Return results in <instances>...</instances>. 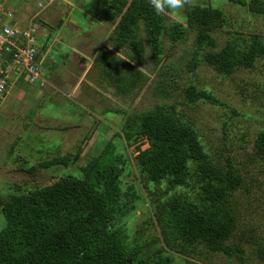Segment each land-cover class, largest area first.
Listing matches in <instances>:
<instances>
[{"label": "trees", "instance_id": "obj_1", "mask_svg": "<svg viewBox=\"0 0 264 264\" xmlns=\"http://www.w3.org/2000/svg\"><path fill=\"white\" fill-rule=\"evenodd\" d=\"M224 1L264 15V0ZM101 5L100 14L94 13V17L102 15L112 22L115 43L114 49L107 45L95 49L94 62L99 79L118 95L132 94L146 79L144 71L123 52L144 56L149 45L151 58L159 66L165 35L176 44L188 41L193 34L189 72L204 64L230 76L253 70L264 57V37L256 32L232 31L225 44L219 45L216 32L222 33L232 20L220 4L190 5L184 8L182 19L170 17L167 11L156 15L149 0H103ZM141 25L145 39L139 35ZM8 55L0 57L2 67L10 61ZM181 95L178 101L127 113L118 132L129 144L142 139L149 144L146 148L137 145L136 162L143 177L153 183V232L145 235L140 230L135 241L128 242L127 217L142 197L134 184H124L125 173L132 170L124 155L120 153L114 163L102 154L81 167L80 176H61L29 191L18 184L0 196L5 221L0 229V264H74L73 254L81 257L80 264H177L175 255L197 257L203 253L201 248L210 253L231 255L237 251L239 257L245 255L242 246L229 244L237 227L236 201L232 197L250 177L244 164H255V183H260L257 174L264 173V127L255 134L252 152L240 143L245 160L240 161L227 143L231 119L239 114L250 118L255 113L231 108L229 119L223 121L224 140L214 146L196 119L179 105L192 108L199 101L228 102L193 80L187 81ZM74 157L57 155L31 164L29 173L69 164ZM188 190L195 194L190 195ZM258 251L256 258L247 255L264 262V247H258Z\"/></svg>", "mask_w": 264, "mask_h": 264}, {"label": "rangeland", "instance_id": "obj_2", "mask_svg": "<svg viewBox=\"0 0 264 264\" xmlns=\"http://www.w3.org/2000/svg\"><path fill=\"white\" fill-rule=\"evenodd\" d=\"M38 1L40 0L7 2L20 14L37 15L38 18L40 16L39 19L36 17L33 20L35 24L31 25L36 27L40 40L47 38L49 43L53 40L51 49L43 61L41 58L44 48L39 50L40 72L43 77L50 80L52 75L60 73L59 55L63 44L59 40H54L52 33L55 31L50 28L49 23L41 19L48 20L47 17L52 14L54 18L56 17L52 24L57 26L59 20L65 19L73 7L88 10L89 15L94 16V13L100 14L103 0H91L92 4L88 3V0H53L45 8L38 7ZM197 3L214 6L220 4L230 14L231 26L225 28L224 33L216 32L220 46L225 44L228 35L235 30L256 32L264 37V15L252 14L247 12V7L224 0H187L185 9ZM58 4L61 7H58ZM88 4V8H84ZM185 9L180 12L166 11L170 17L182 19L180 16L184 15ZM77 14L82 16L80 11H76L70 18L78 24ZM6 23L7 18L4 17L1 25ZM94 25L91 22L90 27L85 30L86 35L83 37L85 44L82 43V38L72 40L73 46H79L85 51L82 56L73 54L70 64L55 80V84L60 87V95H53L55 89L50 85L38 88L37 85L27 83L25 69L21 71L22 80L15 81L12 78L10 93L7 99H3L10 105L0 107V196L16 189L18 184L23 185L21 187L23 191H29L37 184L50 183L61 176H80L81 167L102 154L111 157V162L115 163L122 153L125 160L132 165V170L124 175V184H134L142 197L138 200L136 210L126 221L127 240L132 243L138 231L143 230L144 234L148 235L155 230L152 226L155 208L150 188V184L152 186L153 183H149L143 177L136 162L137 145L146 148L149 144L145 139L136 144H129L118 133L125 115L148 110L163 102L178 101L187 86V81L193 80L197 86L209 87L215 95L228 102L211 104L199 101L192 108L179 105L196 119L198 127L212 139L214 146L224 140L223 121L229 119L231 108L235 107L240 112L255 113L250 118L239 114L231 119L229 126L227 143L235 157L245 161L240 143L244 142L247 152H252L255 134L259 128L264 127V57L258 60L253 70L240 71L230 76H223L204 64L189 72L187 64L194 49L193 34L188 41L176 44L171 42L169 35H165L162 64L159 66L151 58L149 45L144 56L123 52L124 57L144 71L146 78L136 91L123 96L115 94L113 87L107 86L99 79L100 72L94 62L95 54L93 55V51L103 45L114 49L115 42L111 34L113 24L107 21L105 27L92 29ZM103 34L105 38L101 40ZM139 35L145 39L143 25L140 26ZM85 59L88 61L83 65L82 61ZM75 87L79 92L73 93ZM39 93L47 96L39 97ZM65 154L75 156L74 161L66 165L40 168L35 175L29 173L31 164H39L40 161ZM244 170L250 177H247L245 186L232 197L236 201L237 227L229 244L232 247L236 244L242 246L246 254L239 257L240 253L237 251L228 255L222 252L210 253L207 249L201 248L203 253L197 257L175 255L174 260L177 264H264L247 255L250 253L256 258L259 255L258 247H264V173L258 172L260 183L256 184L255 164L250 166L244 164ZM188 191L190 195L195 194L194 190ZM4 223V216L0 210V229ZM71 262L80 264L81 257L73 254Z\"/></svg>", "mask_w": 264, "mask_h": 264}, {"label": "built area", "instance_id": "obj_3", "mask_svg": "<svg viewBox=\"0 0 264 264\" xmlns=\"http://www.w3.org/2000/svg\"><path fill=\"white\" fill-rule=\"evenodd\" d=\"M52 1L40 0L37 5L40 8H45ZM2 16L14 22L15 13L8 10L6 3L0 0V22ZM39 41L38 31L34 25L30 24L24 27L15 26L11 23L0 25V57H3L4 53L11 56L10 61L4 67L0 63V99L8 93L12 75L17 73L19 76L23 69L27 72L26 78L29 83L40 87L47 84L40 72V57L37 47Z\"/></svg>", "mask_w": 264, "mask_h": 264}, {"label": "crops", "instance_id": "obj_4", "mask_svg": "<svg viewBox=\"0 0 264 264\" xmlns=\"http://www.w3.org/2000/svg\"><path fill=\"white\" fill-rule=\"evenodd\" d=\"M1 1H4L6 3V6H7L8 10H12L15 13L14 22H11L10 19L7 18V23H11V24H13L15 26H20V27H24V26L30 25L32 23L35 24L33 22V20L37 17V15L31 16L28 13L20 14L16 10V8H14L12 5L8 4V2H7L8 0H1ZM18 1H20V0H18ZM58 7H61V5L59 6V4H58ZM76 11H80L82 13V16L77 14V17L79 19V23L78 24L76 22H74L70 18L71 14L73 12H76ZM89 14L90 13H88L87 11H83L81 9L73 7V9L71 11H69V15L65 19H60L59 20L57 26H54V24H52L53 20H55V18H56V17L54 18V16L52 14H50L47 17L48 20H46L44 18L41 19V20L49 23L50 24V28L55 31V33H52L53 37H54V40H59L63 44L62 51L60 52V55H59L60 73L61 74H63L64 69H66L67 66L70 64L71 57L73 56V54L77 53V54L82 56L83 55V51H85V50H82L79 46H73L72 45V40H74L76 38H82V43L85 44V40H84L83 37H84V35H86L85 30L87 29V27H90V23L91 22H93L95 24L92 29H98V28L105 27V25L107 23V20H104L102 15L99 16L100 19H96L94 16H92V15L90 16ZM2 17L4 18L5 16H2ZM3 18L1 20H3ZM39 18H40V16H39ZM39 18L37 17V19H39ZM50 19H52V20H50ZM83 23H85L86 25L83 24ZM0 25H1V22H0ZM104 35L105 34L102 35L101 40L105 38V37L103 38ZM52 42H53V40H52ZM52 42L51 43L47 42V38L46 39H42V40L39 41V45L40 46H44V50H43L44 52H43V56H42V61L44 60V58L46 56V53L49 52V50L51 49ZM41 49H43V48H41ZM87 61H88V59L83 60L82 64L85 65L87 63ZM60 73L52 75V78L50 80H48L47 78L44 77L47 80L48 85H50L51 87H53L55 89V93L53 95H55V94L56 95L57 94L60 95V92H61L59 85L55 84L56 83L55 80L60 77ZM77 92H79V90L77 89V87H75L73 93H77ZM9 93H10V90H9L8 94ZM49 93H50V89H49L48 94ZM8 94L4 98L7 99ZM38 96L39 97L47 96V94L39 93ZM3 99L0 100V107L3 108L6 105H10V104H7L6 101L4 102Z\"/></svg>", "mask_w": 264, "mask_h": 264}, {"label": "clouds", "instance_id": "obj_5", "mask_svg": "<svg viewBox=\"0 0 264 264\" xmlns=\"http://www.w3.org/2000/svg\"><path fill=\"white\" fill-rule=\"evenodd\" d=\"M149 3H150V5H151V7H152V9H153V11H154V13L156 14V15H161L162 13H164L166 10H168V11H175V12H180V11H182L184 8H185V5H186V3H187V0H149ZM51 4V3H50ZM38 47V55H39V50H40V48H44V46H37ZM39 57H41L40 55H39ZM42 59V58H41ZM40 59V60H41ZM17 76V79H15V77ZM12 78H14V80L15 81H20V80H22L21 79V74L18 76V74L16 73V74H13L12 75ZM46 80V79H45ZM26 81H27V78H26ZM47 81V80H46ZM11 82H12V79H11ZM27 83H29L28 81H27ZM31 84V83H30ZM33 85H36V84H33ZM48 85V82H47V84L45 85V86H47ZM38 86V85H37ZM44 86V87H45ZM44 87H40V86H38V88H44ZM10 88H11V86H10ZM10 88H9V90H10ZM9 92V91H8ZM8 94V93H7ZM6 94V95H7ZM5 95V96H6ZM3 99V98H2ZM2 99H0V100H2Z\"/></svg>", "mask_w": 264, "mask_h": 264}]
</instances>
